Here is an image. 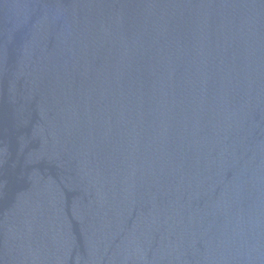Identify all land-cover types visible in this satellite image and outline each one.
Masks as SVG:
<instances>
[{"label":"water","instance_id":"95a60500","mask_svg":"<svg viewBox=\"0 0 264 264\" xmlns=\"http://www.w3.org/2000/svg\"><path fill=\"white\" fill-rule=\"evenodd\" d=\"M0 264H264V0H0Z\"/></svg>","mask_w":264,"mask_h":264}]
</instances>
